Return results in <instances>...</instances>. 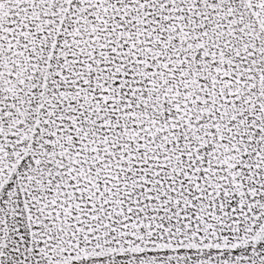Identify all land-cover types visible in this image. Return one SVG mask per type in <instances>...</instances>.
I'll list each match as a JSON object with an SVG mask.
<instances>
[{
    "label": "snow or ice",
    "instance_id": "snow-or-ice-1",
    "mask_svg": "<svg viewBox=\"0 0 264 264\" xmlns=\"http://www.w3.org/2000/svg\"><path fill=\"white\" fill-rule=\"evenodd\" d=\"M0 264H264V0H0Z\"/></svg>",
    "mask_w": 264,
    "mask_h": 264
}]
</instances>
